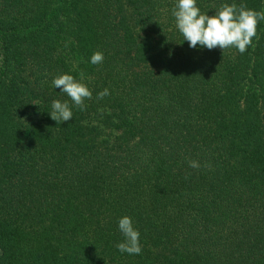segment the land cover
<instances>
[{"label": "trees", "instance_id": "1", "mask_svg": "<svg viewBox=\"0 0 264 264\" xmlns=\"http://www.w3.org/2000/svg\"><path fill=\"white\" fill-rule=\"evenodd\" d=\"M176 3L0 0V264H264V21L243 54L193 48ZM225 3L264 11L197 0ZM81 72L84 110L52 83Z\"/></svg>", "mask_w": 264, "mask_h": 264}, {"label": "clouds", "instance_id": "2", "mask_svg": "<svg viewBox=\"0 0 264 264\" xmlns=\"http://www.w3.org/2000/svg\"><path fill=\"white\" fill-rule=\"evenodd\" d=\"M172 15L175 18L176 28L183 36V41H188L191 47L195 48L199 45L209 50L219 47L223 51L234 47L241 54L252 44L257 34L258 23L264 21V11L249 9L243 4L237 6L235 3H225L215 11L214 15L202 13L197 6V0H177ZM103 60L104 55L100 51L91 56L92 64H100ZM83 80V72L79 80L66 73L57 76L52 83L67 94L77 108L84 110L85 100L91 99L93 93L82 82ZM106 95H109L108 89L99 92L97 99H102ZM51 109L50 116L58 124L73 117L68 101L53 100ZM189 166L198 169L201 165L196 160H189ZM118 226L125 238L116 245L118 250L122 253L140 254L142 251L140 232L134 227L132 218L123 216Z\"/></svg>", "mask_w": 264, "mask_h": 264}]
</instances>
